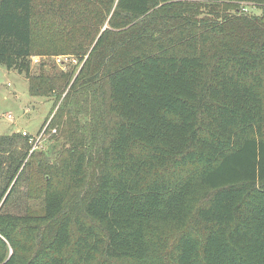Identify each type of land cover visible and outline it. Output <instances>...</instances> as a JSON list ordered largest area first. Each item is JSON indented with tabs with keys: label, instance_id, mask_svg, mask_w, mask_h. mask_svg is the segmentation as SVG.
Returning a JSON list of instances; mask_svg holds the SVG:
<instances>
[{
	"label": "trees",
	"instance_id": "obj_1",
	"mask_svg": "<svg viewBox=\"0 0 264 264\" xmlns=\"http://www.w3.org/2000/svg\"><path fill=\"white\" fill-rule=\"evenodd\" d=\"M0 64L61 139L0 134V264H264V0H0Z\"/></svg>",
	"mask_w": 264,
	"mask_h": 264
},
{
	"label": "rangeland",
	"instance_id": "obj_2",
	"mask_svg": "<svg viewBox=\"0 0 264 264\" xmlns=\"http://www.w3.org/2000/svg\"><path fill=\"white\" fill-rule=\"evenodd\" d=\"M242 6V10L245 12L259 13V9L253 6L244 4ZM54 57H43L36 62L32 59L31 72H37L38 65L41 62H46L51 66L55 64L57 69L63 70L56 63ZM75 65L77 64L70 63L66 66L65 70H73ZM52 106L53 96L41 97L29 95L25 75L14 69H7L0 64V134H10L26 130L32 135H40L45 118L48 116ZM8 114L11 115V118L6 117ZM50 136V132L42 134L38 150L49 153V151L53 150V146L61 141L60 138H50ZM16 188V195L13 196L11 203L7 204L4 210L12 213H21L24 211L25 207L23 206L25 205L32 207L40 206V199L25 197L27 183L21 180Z\"/></svg>",
	"mask_w": 264,
	"mask_h": 264
},
{
	"label": "built area",
	"instance_id": "obj_3",
	"mask_svg": "<svg viewBox=\"0 0 264 264\" xmlns=\"http://www.w3.org/2000/svg\"><path fill=\"white\" fill-rule=\"evenodd\" d=\"M33 61L36 62L39 60V57H35L33 56L32 57ZM56 63L62 67L63 70L66 69V66L70 63H73V64H77L78 63V59L73 57V56H70V55H58V56H55L54 57ZM7 118H11V115H6ZM49 123V120L46 122V124L43 126V130L40 132V135L36 136V135H32L30 134L28 131L26 130H22L21 133L22 135L26 136L28 138V142L30 143L31 147H30V150H29V153L33 152L35 149L39 148V143H40V140H41V136L42 134L44 133L47 125ZM51 132H55V129L51 130Z\"/></svg>",
	"mask_w": 264,
	"mask_h": 264
},
{
	"label": "crops",
	"instance_id": "obj_4",
	"mask_svg": "<svg viewBox=\"0 0 264 264\" xmlns=\"http://www.w3.org/2000/svg\"><path fill=\"white\" fill-rule=\"evenodd\" d=\"M22 131V130H21Z\"/></svg>",
	"mask_w": 264,
	"mask_h": 264
}]
</instances>
